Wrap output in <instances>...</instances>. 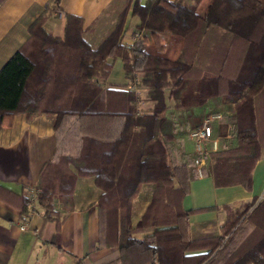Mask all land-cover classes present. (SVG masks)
<instances>
[{
    "label": "trees",
    "instance_id": "trees-1",
    "mask_svg": "<svg viewBox=\"0 0 264 264\" xmlns=\"http://www.w3.org/2000/svg\"><path fill=\"white\" fill-rule=\"evenodd\" d=\"M201 1L110 0L88 23L66 13L56 35L44 26L58 12L48 0L0 67V130L18 113H43L56 149L33 197L0 183V200L22 218L39 206L59 230L77 180L94 177L98 247H116L120 264H264V196L235 206L182 203L198 175L189 132L208 115L221 113L229 133L203 168L215 185L251 189L264 147V0H211L203 14ZM129 16L140 33L131 45L123 41ZM172 35L182 42L177 57L164 53ZM116 59L127 81L109 85ZM147 183L149 200L133 222ZM212 209L224 211L220 224L190 220Z\"/></svg>",
    "mask_w": 264,
    "mask_h": 264
},
{
    "label": "crops",
    "instance_id": "crops-1",
    "mask_svg": "<svg viewBox=\"0 0 264 264\" xmlns=\"http://www.w3.org/2000/svg\"><path fill=\"white\" fill-rule=\"evenodd\" d=\"M48 0H3L0 4V67L18 49L29 35L28 27L41 13ZM110 0H57L58 12L51 14L44 26L53 34H63L64 15L72 13L82 16L85 23L90 22ZM191 1V0H186ZM205 1V10L211 0ZM199 4L198 8L202 5ZM133 24L127 23L123 41L131 45L137 32L134 25L138 18L129 16ZM172 37V36H171ZM170 37V39H171ZM170 42V40H169ZM181 38L176 41L171 54L177 57ZM169 46V44H168ZM168 48V47H167ZM113 80L112 72L109 85L124 84L123 75ZM114 68V67H113ZM142 107L150 105L143 101ZM213 133L227 136L228 125L214 120ZM219 130V133H215ZM193 145V144H192ZM56 149L55 133L49 118L38 114L29 118L24 113L15 115L12 124L0 130V183L15 191L32 192L37 182L40 168L49 160ZM147 188L143 193L142 191ZM152 184H144L132 205V221L135 222L145 209L149 200ZM101 189L94 177H81L77 180L74 204L67 217L56 229L53 220L44 219L42 210L35 206L28 217H20L19 212L0 200V264H120L119 250L116 247H98L99 220L97 198ZM213 194L218 201L212 202ZM264 196V147L252 174L251 189L242 184L215 185L211 175H196L189 182L188 193L183 197L184 208H197L209 205L232 204L249 201L253 197ZM236 204V205H237ZM60 208V204L56 205ZM224 211L218 209L196 212L190 215L192 222L216 220L222 222ZM208 224V227H211ZM136 233V234H135ZM144 232L136 231L140 236Z\"/></svg>",
    "mask_w": 264,
    "mask_h": 264
},
{
    "label": "built area",
    "instance_id": "built-area-1",
    "mask_svg": "<svg viewBox=\"0 0 264 264\" xmlns=\"http://www.w3.org/2000/svg\"><path fill=\"white\" fill-rule=\"evenodd\" d=\"M139 32H135L134 37L139 36ZM221 117V113L210 114L203 119L202 123L189 132V138L193 144L194 159L193 165L199 176L203 175V168L207 164L210 153L218 148V136L213 133L212 122ZM34 196L33 192L29 193Z\"/></svg>",
    "mask_w": 264,
    "mask_h": 264
},
{
    "label": "rangeland",
    "instance_id": "rangeland-1",
    "mask_svg": "<svg viewBox=\"0 0 264 264\" xmlns=\"http://www.w3.org/2000/svg\"><path fill=\"white\" fill-rule=\"evenodd\" d=\"M202 5L197 9V11L199 12V13H201V14H203L204 12V10H205V1H203L202 3H201ZM133 20L134 19H131V20H129V22H126V25H125V28L127 27V23L128 24H130V25H132L133 24ZM179 37L178 36H176V35H172V37H171V39H170V42H169V46H168V48L165 50V54L166 55H168L169 57H173V55L171 54V51L173 50V47L175 46V44H176V41H177V39H178ZM118 60H120V59H118ZM120 61H117L116 62V64H115V66H114V68H113V72H112V78H113V80H117V79H119V76H121V72H120ZM140 91V90H139ZM142 104V103H141ZM142 106V105H141ZM219 130H216V132L215 133H219L218 132ZM147 188H145L143 191H142V193L146 190ZM217 196H219V195H217ZM217 196H215L214 194H213V196H212V202H217L218 201V198H217ZM239 202V200H237V199H235V200H233V202H232V204L233 205H236L237 203ZM136 234V233H135Z\"/></svg>",
    "mask_w": 264,
    "mask_h": 264
}]
</instances>
